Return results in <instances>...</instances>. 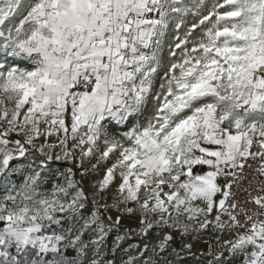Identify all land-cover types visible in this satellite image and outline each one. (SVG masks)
I'll return each mask as SVG.
<instances>
[{"label":"snow or ice","instance_id":"6c2138e0","mask_svg":"<svg viewBox=\"0 0 264 264\" xmlns=\"http://www.w3.org/2000/svg\"><path fill=\"white\" fill-rule=\"evenodd\" d=\"M189 15L198 22L187 25ZM169 29L173 62L154 93ZM109 119L127 130L113 135ZM57 147L56 160L77 149L116 157L98 182L104 192L119 175L111 204L93 196L84 216L88 197L71 169L63 185L38 191ZM33 151L45 157L38 170L0 201V264H115L103 251L120 225V216L105 223L112 208L138 211L145 235L154 226L236 229L207 264H264V0H0V183L19 171L10 161ZM249 160L257 163L246 178ZM241 179L243 204L232 191Z\"/></svg>","mask_w":264,"mask_h":264},{"label":"rangeland","instance_id":"374dc122","mask_svg":"<svg viewBox=\"0 0 264 264\" xmlns=\"http://www.w3.org/2000/svg\"><path fill=\"white\" fill-rule=\"evenodd\" d=\"M213 0H207L208 5L210 6ZM197 18L189 15L186 17V24L191 25L192 23H197ZM182 34V32H181ZM200 31L194 33V36H199ZM176 35L175 31L169 29L168 33L163 39L161 45V56H162V67L158 70L156 74H154V88L153 92H159L160 87L159 85L163 82V75L164 71L173 62V58L169 56V45L173 42V37ZM154 107V102L152 101L151 97H149L147 108L143 113V117L146 118L152 114ZM134 122L130 121L129 123ZM106 129L112 133L113 135H119L121 132L126 131L127 127L124 124H119L116 121L109 119L105 123ZM100 147L103 148L104 145L101 143ZM60 154V153H59ZM55 157V153L52 154ZM45 159L39 152L32 154V156H26L23 158H19L14 164L10 167H16L19 169L16 173L12 174L11 176V183L10 184H3L0 183V201H3L4 198L8 195H15L16 191L20 189L23 185L26 177L33 171L38 170L37 165L40 164L41 160ZM116 157L114 155L110 156L107 160H100L99 152H96L91 157H83L81 158L79 149L76 150L74 155V161L76 160L79 164L81 162L84 164L83 167H80L77 170H74L71 167L62 166V165H55L52 163L53 160L47 161V167L42 172V180L40 187L38 188L39 192H51L54 188V185L60 184L63 185L65 183L64 177L61 175L62 173H67L68 169H71L74 173L73 179L78 182V187L83 188L84 194L88 197L86 201V207L83 211L84 216H88L91 211L93 210V196L96 197L97 203L102 205L105 202L111 204L112 197L115 195L116 187L119 183V175L117 174L116 181L109 186L104 192H98L99 184L98 182L101 181L104 177L107 167L111 166V163L114 162ZM11 162V161H10ZM13 188L16 191H13ZM74 191V190H71ZM63 199V197H61ZM117 209L112 208L108 210L106 213H111ZM105 223H107L105 221ZM64 227H69V224L65 222ZM158 227V226H157ZM162 228H167L169 231L173 232L175 235L177 234L180 236V231L176 228L167 227V226H160ZM135 235L137 237L141 236L142 231H135ZM235 234V230H231L230 234L227 237H224L222 233L220 236H217V248H221L223 246V241L231 239ZM91 234L89 233L86 235V239ZM168 235L163 230L156 231L150 238L146 239L143 242H135L130 235L128 234L127 230H118L117 228H113L111 232H109L104 245L103 251L104 256L107 259L115 260V264H126L129 257H136L137 261L140 259H147L151 257L153 261H159V264H164V261L167 260L170 264H200V262L195 261H188L186 259H179L178 258V251L175 250L174 246L168 241V245L165 251H160L159 244L164 239V237ZM176 235V236H177ZM117 236L124 237L122 240L117 242ZM181 237V236H180ZM114 244H118L117 247L114 248ZM147 245L148 251L144 253L143 257H140V252L144 250V246ZM227 255V253L225 254ZM230 264H240V258L235 257L232 258Z\"/></svg>","mask_w":264,"mask_h":264},{"label":"crops","instance_id":"0c3cea01","mask_svg":"<svg viewBox=\"0 0 264 264\" xmlns=\"http://www.w3.org/2000/svg\"><path fill=\"white\" fill-rule=\"evenodd\" d=\"M10 136L11 139H17V136L15 134H11ZM56 138L49 137L48 142L49 143H55ZM43 142V138H41L39 141L36 143L39 144ZM69 146H71V142L69 143ZM10 147H14V145H10ZM36 153L35 151H33ZM33 152L31 153L30 156H32ZM55 153V156L60 153L59 147L51 151V155ZM14 159V160H18ZM53 161H68L71 164V168L74 170H77L80 167H83L84 164L81 162H78L75 160L74 157L69 158V159H61V160H56L55 157L52 159ZM58 165V164H55ZM79 165V166H78ZM208 169L205 167L202 169V171H207ZM218 183L223 184L225 181L223 179L218 180ZM130 207H134V205H129ZM105 217V221L108 223L109 221L107 220L108 216H111L113 220L117 216H120V225L118 227V230H124L126 229L130 237L135 241V242H143L146 239L150 238L156 231L163 230L165 231L168 235L172 237L170 240V243L174 246L175 250L178 251V258L179 259H186L188 261H195V262H200V264H207V261L211 259V253L217 248V236H220L222 233L224 234V237H227V235L230 234V231H224L220 232L215 229H208L207 231L197 233V232H189L188 234H181L180 236H177L169 231L167 228H162L160 226H154L151 230L147 232V234H141V236L137 237L135 234V231H141L144 225L141 224V214L137 211L133 214H127V213H121L118 210L112 211L111 213H103ZM215 215V213L213 214ZM225 221H227V217H222ZM116 228V227H115ZM179 231V230H178ZM185 244H191L192 248L186 249L184 248Z\"/></svg>","mask_w":264,"mask_h":264},{"label":"built area","instance_id":"2783aa9c","mask_svg":"<svg viewBox=\"0 0 264 264\" xmlns=\"http://www.w3.org/2000/svg\"><path fill=\"white\" fill-rule=\"evenodd\" d=\"M248 163L252 165V168L245 167V169L243 170V176L246 178L251 177L254 174V169L256 167L257 162L249 160ZM245 188H248L247 179H241L239 184L233 185L232 191L235 193V200L240 204H243V202L247 199V193L244 191ZM249 207H251V205H249ZM238 219L241 220V223L244 222L242 217H238ZM234 230L236 231V229ZM239 230L242 231L243 229Z\"/></svg>","mask_w":264,"mask_h":264},{"label":"trees","instance_id":"16d2710c","mask_svg":"<svg viewBox=\"0 0 264 264\" xmlns=\"http://www.w3.org/2000/svg\"><path fill=\"white\" fill-rule=\"evenodd\" d=\"M206 2H207V0H206ZM16 62H18L21 67H29V64L26 63V62H24V60L22 58L21 59H18ZM17 138H19V137H17ZM15 162H16V160L11 161L9 166H11L12 164H14ZM52 163L53 164L62 165V166H67V167H70L71 166V164L68 161H52Z\"/></svg>","mask_w":264,"mask_h":264}]
</instances>
